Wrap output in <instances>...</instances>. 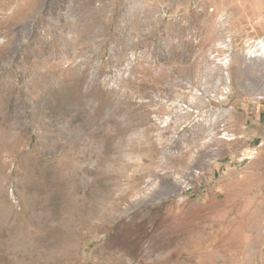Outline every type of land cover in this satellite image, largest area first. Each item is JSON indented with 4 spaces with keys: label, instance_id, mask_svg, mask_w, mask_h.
<instances>
[{
    "label": "rangeland",
    "instance_id": "374dc122",
    "mask_svg": "<svg viewBox=\"0 0 264 264\" xmlns=\"http://www.w3.org/2000/svg\"><path fill=\"white\" fill-rule=\"evenodd\" d=\"M0 264H264V0H0Z\"/></svg>",
    "mask_w": 264,
    "mask_h": 264
}]
</instances>
